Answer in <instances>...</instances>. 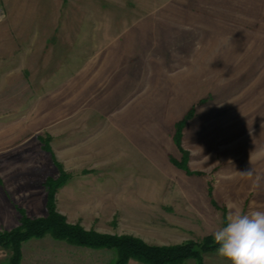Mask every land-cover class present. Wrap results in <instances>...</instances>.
<instances>
[{"label":"rangeland","instance_id":"obj_1","mask_svg":"<svg viewBox=\"0 0 264 264\" xmlns=\"http://www.w3.org/2000/svg\"><path fill=\"white\" fill-rule=\"evenodd\" d=\"M61 177L67 224L149 246L213 241L229 202L264 210V0H0V233L45 217ZM116 257L20 246V264Z\"/></svg>","mask_w":264,"mask_h":264},{"label":"trees","instance_id":"obj_2","mask_svg":"<svg viewBox=\"0 0 264 264\" xmlns=\"http://www.w3.org/2000/svg\"><path fill=\"white\" fill-rule=\"evenodd\" d=\"M179 130L180 127L178 132ZM178 141L177 133L175 142L178 144ZM62 182V177L56 181L47 180L50 190L47 194L45 217L28 219L20 212L19 226L10 232L0 233V246L11 253L7 264H20V246L24 241L39 239L47 234L75 247L113 249L117 256L114 264H127L129 260L143 264H181L186 259H194L196 264H202L201 253L216 249L210 237L204 238L200 244L187 242L172 246H149L133 237L101 235L67 224L65 219L56 213L54 206L53 194Z\"/></svg>","mask_w":264,"mask_h":264},{"label":"clouds","instance_id":"obj_3","mask_svg":"<svg viewBox=\"0 0 264 264\" xmlns=\"http://www.w3.org/2000/svg\"><path fill=\"white\" fill-rule=\"evenodd\" d=\"M227 209L212 233L217 255L229 264H264V210L245 212L234 202Z\"/></svg>","mask_w":264,"mask_h":264},{"label":"crops","instance_id":"obj_4","mask_svg":"<svg viewBox=\"0 0 264 264\" xmlns=\"http://www.w3.org/2000/svg\"><path fill=\"white\" fill-rule=\"evenodd\" d=\"M40 15H42V14H40ZM34 16H35V15H34ZM36 17H37V16H36ZM38 17H39V16H38ZM40 17H45V19H49V16H48V15H43V16H40ZM40 21H41V20H40ZM40 21H39V20H36V18L32 20V22H40ZM3 33L5 34V31H3ZM6 33H7V32H6ZM7 34H9V32H8ZM14 44H15V43H14ZM37 44H38V43L35 42L33 45L35 46V45H37ZM35 48H36V47H35ZM33 53H34L35 55H37V54H36V53H37L36 51H34ZM34 54H33V55H34ZM35 55H34V56H35ZM20 59H21V57H19L17 61H20ZM97 59H98V58H97ZM101 61H102L101 58H99V62H101ZM37 62H38V61H37ZM37 62H36V63H37ZM56 125H57V124H56ZM57 126H58V127H62V129H63L64 127H65V128L68 127V123H64V121H63V122H61V123H58ZM59 133H60V132H59ZM68 140H69V138H68Z\"/></svg>","mask_w":264,"mask_h":264}]
</instances>
